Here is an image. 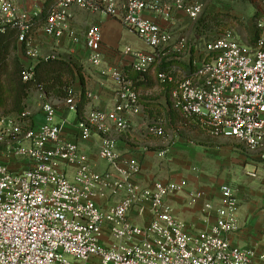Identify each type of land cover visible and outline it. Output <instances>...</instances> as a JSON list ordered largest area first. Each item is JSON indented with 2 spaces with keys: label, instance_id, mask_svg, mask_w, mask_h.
<instances>
[{
  "label": "built area",
  "instance_id": "obj_1",
  "mask_svg": "<svg viewBox=\"0 0 264 264\" xmlns=\"http://www.w3.org/2000/svg\"><path fill=\"white\" fill-rule=\"evenodd\" d=\"M256 2L259 34L252 45L229 30L204 42L202 57L189 76L177 80L172 71L158 73L161 82L175 83L171 101L183 123L199 122L213 136L237 139L250 151L264 142V0ZM76 6L112 17L124 10L125 26L153 51L124 46L120 54L141 75L161 62L160 51L171 35L142 17L143 11L157 7V0H0V32L7 26L18 28L19 43L36 59V27L52 38L78 40L73 26ZM202 9L197 1L175 0L166 6L165 15L170 19L181 10L196 20ZM84 41L90 62L102 66L100 27H89ZM180 43L184 46L186 40ZM101 74L117 84L114 105L93 108L78 125L84 140L93 132L102 136L99 155L108 163L105 172L92 168L77 142L63 138L51 102L43 104L44 122L39 126L25 128V121L0 117V264H264V253L229 240L239 230L238 200L231 186H221L215 224L195 232L175 217L168 202L184 189L186 180L150 186L135 181L141 166L117 150L111 131H128L132 118L143 113L139 93L122 65L103 68ZM33 76L28 67L24 79ZM67 92L65 104L77 112L82 95L73 88ZM87 96L94 97L90 91ZM148 130L158 136L165 133L158 123ZM65 167L76 168L74 180ZM248 174L257 177L255 171ZM122 192L120 201L107 208L96 202L97 196L111 199ZM204 207L214 209L211 202Z\"/></svg>",
  "mask_w": 264,
  "mask_h": 264
},
{
  "label": "crops",
  "instance_id": "obj_2",
  "mask_svg": "<svg viewBox=\"0 0 264 264\" xmlns=\"http://www.w3.org/2000/svg\"><path fill=\"white\" fill-rule=\"evenodd\" d=\"M125 0H119L124 3ZM175 0H157V7L145 10L142 17L159 23L170 35V42L160 51L161 62L155 64L146 75H141L129 65L126 58L119 50L124 46H131L137 50L151 52L149 47L137 34L131 32L123 23L124 10L112 17L100 11H87L80 7L73 8V26L78 40L69 36L52 38L45 34L42 27H36L33 39L38 50V57L33 59L24 51L25 45L18 44V56L20 61L28 68L39 59L49 57H65L72 60L80 68L73 89L82 95V101L77 112L67 108L65 100L50 96L39 90H32L27 98V110L32 126H39L44 122L43 104L51 102L57 110L56 120L62 127V135L65 140L77 142L87 162L97 172H105L108 163L99 155L102 136L93 132L92 136L84 140L80 137L79 121L85 119L93 108L110 109L114 105V97L117 84L114 80L101 74L103 68L122 65L128 78L136 86L143 113L132 118V127L126 132L111 131L116 140L117 150L125 158L137 162L141 166L135 181L143 186H150L155 181H180L191 180L180 192L172 194L168 202L172 206L173 214L182 220L195 232L209 230L216 222L217 208L222 203L221 186L229 185L235 190L238 200L239 230L229 235L231 244L240 248H255L257 252L264 253V161L262 157L246 156L232 151L227 137H215L209 129L199 122L183 123L171 101V91L175 83H163L158 77L161 71H172L177 80L189 76L196 68L200 52L204 42L211 38V30L206 23H201V17L211 16L216 13H227L232 20L241 21L239 15L226 10H214L203 6L200 16L196 20L190 19L184 11H176L172 18L165 15L166 6ZM195 2L196 0H187ZM245 1V0H243ZM251 3L254 11V2ZM255 15V13H254ZM209 22V18H206ZM205 21V22H206ZM99 26L102 34L104 48V63L95 66L90 62L89 51L85 47L84 34L91 26ZM186 40L183 46L181 39ZM26 48V47H25ZM127 61V62H126ZM92 92L94 97L87 96ZM170 109L174 110L175 118L168 115ZM177 113V114H176ZM189 133L191 139L179 137L171 145L164 123ZM153 123L162 125L165 133L162 136L153 135L148 127ZM171 128L172 130H174ZM174 136V135H173ZM197 138L198 142L193 140ZM184 143V144H181ZM180 143V144H178ZM211 144V145H210ZM162 152H166L164 155ZM178 152V153H177ZM167 156L171 161L170 178L162 175L159 163ZM206 168L199 173L198 169ZM64 171L70 180H74L75 167H65ZM255 171L257 177L248 173ZM187 176V178H186ZM204 176L207 178V188L211 193L201 192L198 195L192 193L196 188V179ZM167 178V179H165ZM163 179V180H161ZM207 189H205L206 191ZM124 193L111 199L97 196L96 202L101 208H107L109 204H116ZM211 202L214 209L205 210V204Z\"/></svg>",
  "mask_w": 264,
  "mask_h": 264
},
{
  "label": "trees",
  "instance_id": "obj_3",
  "mask_svg": "<svg viewBox=\"0 0 264 264\" xmlns=\"http://www.w3.org/2000/svg\"><path fill=\"white\" fill-rule=\"evenodd\" d=\"M206 18H209V22ZM211 20L229 23L232 18L227 13H216L201 17L200 22L206 23L211 30ZM227 30L229 29L224 31ZM220 33L219 31L212 37ZM18 38V28L7 26L0 32V116L11 112L19 115L26 112L27 98L32 90H39L65 100L68 96L67 90L73 88L77 74L80 73L79 66L72 60L57 56L36 61L30 66L34 72L33 78L25 80L24 72L28 68L20 61L18 55L12 57L14 52H18ZM168 115L174 117V110L170 109ZM28 119L29 125L32 126V120L30 117Z\"/></svg>",
  "mask_w": 264,
  "mask_h": 264
},
{
  "label": "rangeland",
  "instance_id": "obj_4",
  "mask_svg": "<svg viewBox=\"0 0 264 264\" xmlns=\"http://www.w3.org/2000/svg\"><path fill=\"white\" fill-rule=\"evenodd\" d=\"M197 2L201 3L205 8L210 9L211 11L214 10H226V11H231L233 13H237L239 16V19L241 20L240 22L235 21V20H231L229 23H224V22H216L211 20V37L213 35H215L216 33H218L219 31L221 33L226 32L224 30L229 29L231 30V32H233V34L243 43V44H252L255 40V37L258 35L259 33V27H258V21L260 19V12H259V7L258 4L256 2V0H252V2H254V6L256 8V10L254 11V9L251 6V3H249V1L245 0H196ZM215 12V11H214ZM255 13V15H254ZM223 32H222V31ZM227 30V31H229ZM24 48V51L26 52V48ZM18 52H14L12 57L14 58L15 56H17ZM66 57V56H65ZM177 114V113H176ZM178 116L180 114H177ZM2 116H10L12 117V119H14L17 122H23L25 121V128H29L30 125L29 123V119L28 117H30L29 115L26 117L23 116V114L19 115L16 114L14 112L8 113L6 115H2ZM1 117V116H0ZM24 118V119H23ZM175 118V116H174ZM165 128H166V133H168L169 136H172V138H170V141H172L170 143V145L177 141V139L179 137H187V140H190L191 137L189 135V133H187L186 131H180L179 129H175L170 125V122L168 121L166 124L164 123ZM171 128H173L174 130H172ZM174 135V136H173ZM175 135H180L179 137H175ZM195 143H200L202 144V142H198L197 138L195 137V140H193ZM180 144V143H178ZM181 144H184L181 142ZM211 145V144H210ZM230 147H232V151L238 152L244 156H246L247 158H253V156H259L262 157L264 154V142L263 145L255 150V151H250L248 150L242 143H240L237 139L234 138H229V144ZM178 153V152H177ZM264 161V160H263ZM161 164L163 166H161ZM161 166V167H160ZM159 167H160V172H162V175H169L171 174V171L174 170L175 168L171 167V161H167V156L164 157V159L161 160V163H159ZM192 169H198L199 173H201L200 171L205 170L206 168H199V167H191ZM206 171V170H205ZM202 174V173H201ZM168 177V176H166ZM170 178V176L168 177ZM187 178V176H186ZM202 177L200 176V178L196 179V188H194L192 190V193L195 195L200 194L201 192H207V193H211L210 190L207 188L208 186V181H207V177L204 176V179H201ZM167 179V178H165ZM163 180V179H161ZM186 181H188L189 185H190V178L189 179H184ZM205 189H207L205 191ZM67 258L74 262V258L67 256Z\"/></svg>",
  "mask_w": 264,
  "mask_h": 264
}]
</instances>
